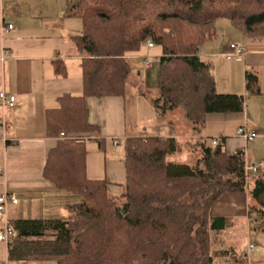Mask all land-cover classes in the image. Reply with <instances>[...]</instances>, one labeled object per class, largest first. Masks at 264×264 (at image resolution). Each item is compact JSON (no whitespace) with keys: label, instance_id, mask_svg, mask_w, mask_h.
Returning a JSON list of instances; mask_svg holds the SVG:
<instances>
[{"label":"trees","instance_id":"trees-1","mask_svg":"<svg viewBox=\"0 0 264 264\" xmlns=\"http://www.w3.org/2000/svg\"><path fill=\"white\" fill-rule=\"evenodd\" d=\"M12 10L20 13L19 6ZM66 18L82 24L71 37L80 58L82 94L63 95L57 108L45 112L46 134L57 142L42 176L81 203L66 207L64 219L9 222L14 235L8 260L212 264L227 256L225 250L214 252L211 241V233L223 231L226 221L210 217L226 194H247L249 222L263 221L258 230L264 233V178L246 177L243 150L228 155L223 141L213 146L204 140L200 159L189 166L168 161L178 150L173 139L127 138L125 181L114 196L106 180L87 177V145L76 139L97 133L87 120L88 99L124 96L134 78L128 56L140 53L146 41L161 52L158 94L151 100L156 114L181 110L199 136L208 115L244 113L246 98L260 94L257 77L246 74L244 95L218 94L214 67L198 52L217 38L219 20L228 21L245 41L264 43V0H69ZM95 141L103 150V139Z\"/></svg>","mask_w":264,"mask_h":264},{"label":"crops","instance_id":"crops-1","mask_svg":"<svg viewBox=\"0 0 264 264\" xmlns=\"http://www.w3.org/2000/svg\"><path fill=\"white\" fill-rule=\"evenodd\" d=\"M18 5L26 6L28 10L20 9L17 14L12 9ZM37 5L40 15L31 9ZM68 6L69 0H0V92L13 95L16 100L13 109L3 112L0 108V196L5 194L17 201L6 205L5 215L0 213V230L14 220L64 219L66 207L81 203L79 197L74 200L73 195L57 191L42 176L47 153L57 142V138L46 134L45 112L57 108L58 98L63 95L82 94L80 58L71 41L76 34L61 25L68 20L65 14ZM6 7L11 9V17L5 16ZM49 10L55 12L51 13L54 25H42L44 20L51 19L46 12ZM221 22L219 20L215 25L217 38L206 42L198 52L200 59L211 62L214 67L216 92L244 95L245 76L251 73L257 77L260 94L246 98L244 113L208 115L206 122L209 125L206 123L199 136L184 123L181 115L175 112L164 116L156 114L151 100L145 99L131 84V90L126 87L122 98H90L87 100V120L97 127V133L86 146L89 179H104L110 184L112 195L120 194V186L125 181L120 142L123 144L130 137L173 139L177 143V152L185 144L199 157V144L204 140L211 145L213 139L223 141L228 155L243 150L245 157V147L256 142L249 148L246 158L264 161V105L262 101H256L264 96L261 89L264 43L241 41L234 28ZM8 25L12 26L11 30L7 29ZM221 25L223 31L219 30ZM232 43L242 44V57H225ZM146 53L156 58L161 55L160 49L145 46L140 53L130 54L128 64L134 77L149 71L143 66ZM241 127H246L257 137L246 142L236 134L235 137L228 136L230 130L236 133ZM96 139H103V150L99 149ZM210 217L224 219L227 225L223 231L211 233L213 251L225 250L227 255L214 258L212 264H264V233L250 230L246 193L224 195L210 210ZM247 244L257 246L256 253L249 259H245L243 253ZM8 250V244L0 242V264H51L8 260Z\"/></svg>","mask_w":264,"mask_h":264},{"label":"rangeland","instance_id":"rangeland-1","mask_svg":"<svg viewBox=\"0 0 264 264\" xmlns=\"http://www.w3.org/2000/svg\"><path fill=\"white\" fill-rule=\"evenodd\" d=\"M37 1L40 2V0H37ZM43 1H45V0H43ZM18 6L21 9V11H23V12H25V11L28 10V7H26V6L25 7L23 5H18ZM37 7H38V5H37ZM37 7H32L31 9L35 12V14L37 13L38 15H40L39 10H38L39 7L38 8ZM12 8H13V6L11 7V9ZM11 9H9V7H6L4 9L5 16L6 15H9V17L12 16V14L10 13V10ZM67 9L68 8L65 9V14L67 12ZM46 12L48 14H50L49 18H51V16H52L51 13H54L55 14V12L54 11H51V10L46 11ZM44 21L45 22L42 25H45V24L54 25L52 18L51 19H46ZM55 23H57V22H55ZM221 23H223V25H225L226 27L233 29V27L230 25V23L228 21L222 20ZM61 25H62L63 28H66L67 30H69V32H74V33H71V34H79L81 32V29H82L81 21L78 20V19H68V20H65V23H62ZM219 30L220 31H223V26L222 25L219 27ZM234 31L239 35L240 40L242 41L243 37L241 36V34L239 32H237L236 30H234ZM233 44H240V43H232L230 45H233ZM240 45H242V44H240ZM156 49H159V48H156ZM157 51L158 50H154L153 52H157ZM145 56H149V57H151V58L154 59L153 60V67H152V69H150L149 71L145 72L144 74H142L139 77L137 76L136 78L135 77L134 78L133 77L130 78V80L128 82L127 90L128 91L131 90V88H130V84H131L133 86V88L135 90H138L143 95V97L145 99L148 98L150 100H153L154 98L157 97V94H158V80H157V74H156V68H157V64H158V59L157 58L158 57L156 58V57L151 56V55H149L147 53L143 57H145ZM136 80L138 82H136ZM261 89H262V92L264 93V82H262ZM242 94H244V90H243V93ZM256 99H261V100H256V101H262V104L264 105V96H263V98H260L259 97V98H256ZM141 101H143V100H141ZM262 104H260L259 106H262ZM247 106H248V103H247ZM174 112H175L174 114L181 115L184 123H187L184 120V118H183V113H182L181 110H176ZM206 123L208 124V122H206ZM206 123H205V126H206ZM235 134H236L235 131L233 132L232 130H230L228 136L229 137H235ZM92 143H94V142H92ZM187 143H189V142H187ZM255 144H256V142L255 143H251V144L249 143L247 145V147H245L244 150H245V153H246V157H247L249 148H253L255 146ZM120 145H122L120 151H121V153H123V144L121 142H120ZM243 148H244V146H243ZM246 157H245V159H246V165H247V167L252 166V165H257L259 163L258 161L249 160ZM199 159H200L199 155L196 154V151L193 148H190L189 146L183 144V146H181V149L176 153V155L171 156L170 158H168V161L169 162L176 163V164H186V165H189V166H194ZM251 177H252V175L251 174H248V178H251ZM69 195L71 196V194H69ZM71 197L74 200H77L78 199V196H74L73 195ZM79 199L81 201V198H79ZM262 223H263V221H261L259 219L252 220L250 222V230H251V232L253 233V232L257 231L258 230V227L261 226Z\"/></svg>","mask_w":264,"mask_h":264},{"label":"built area","instance_id":"built-area-1","mask_svg":"<svg viewBox=\"0 0 264 264\" xmlns=\"http://www.w3.org/2000/svg\"><path fill=\"white\" fill-rule=\"evenodd\" d=\"M85 2H87V0H84ZM8 30L12 29L11 25L7 26ZM145 47L147 49H152L154 47L153 43L151 41H146L145 42ZM243 56V46L240 44H233L230 45L228 48V53L225 54V57L229 58V59H234V58H240ZM153 58L149 57V56H145L143 57V65H144V69L150 70L153 67ZM15 97L13 95H9L7 93H5L4 91L0 92V108L2 109L3 112H5L6 110H11L14 108L15 106ZM236 135L243 139L246 142H250L253 141L257 135L253 132H250L246 129V127H241L239 129H237ZM63 134L60 135V137H62ZM79 140H82L86 145L93 140L92 137H83V138H76ZM218 141L216 139L212 140V145L213 146H217ZM115 145H117V141H115ZM1 172V170H0ZM245 174L246 177H248V174H251L252 176H260L264 178V161L259 162L257 165H252L247 167V165H245ZM8 203L11 204H16L17 201L16 199L9 197L8 195H1L0 196V213L2 214H6V205ZM14 233L12 231V229L9 227V225L6 223L5 227L3 229L0 230V242H3L5 244H8L9 241L12 239ZM257 250V246L254 244H247V246L245 247L244 253H245V257L249 259V257L253 256L256 253Z\"/></svg>","mask_w":264,"mask_h":264}]
</instances>
